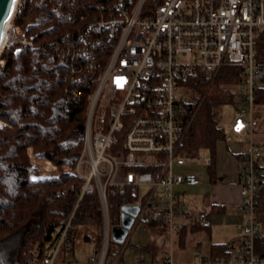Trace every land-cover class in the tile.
Here are the masks:
<instances>
[{
  "label": "built area",
  "instance_id": "1",
  "mask_svg": "<svg viewBox=\"0 0 264 264\" xmlns=\"http://www.w3.org/2000/svg\"><path fill=\"white\" fill-rule=\"evenodd\" d=\"M13 19L7 46L16 41L33 45ZM89 30L106 33L109 42L99 56L107 49L109 54L100 61L87 37L84 46L67 51L69 77L79 81L86 71L97 74L96 89L89 97L85 144L74 168L83 180L75 211L86 196L99 195L102 240L86 243L90 246L86 260L76 256L60 261L63 247L70 240L79 241L71 234L74 212L51 252L43 258L35 253L25 264H122L139 226L165 225L171 237L187 226H211V209H182L185 199L178 188L197 186L201 178L181 170L190 159L182 154L188 126L181 118V99H186L188 79L203 71L213 87L226 63L243 69L241 107L232 130L246 140L239 152V208L246 224L240 227L243 242L231 256L200 257L198 264H264V256L254 247L263 233L257 205L264 179V145L255 140V132L264 118V105L258 103L264 64L258 61L256 44L264 31V0H121L107 19L92 21ZM206 162L209 165L211 159ZM113 190L126 195L125 207L137 209L124 243L113 239ZM137 264H144L143 256ZM162 264L177 263L168 254Z\"/></svg>",
  "mask_w": 264,
  "mask_h": 264
},
{
  "label": "trees",
  "instance_id": "2",
  "mask_svg": "<svg viewBox=\"0 0 264 264\" xmlns=\"http://www.w3.org/2000/svg\"><path fill=\"white\" fill-rule=\"evenodd\" d=\"M121 0H21L13 22L33 45L16 41L6 46L0 63V264H25L35 257L48 255L73 213L71 234L78 240H102L103 213L99 195L86 196L75 211L83 180L63 171L76 168L85 144L89 97L96 89V72L86 71L81 79L68 76L67 51L92 42L97 58L104 62L109 54L99 56L109 42L104 32L90 31L96 18L107 19ZM128 2V0H122ZM136 0H131L134 2ZM154 0H152V3ZM130 4V3H128ZM257 57L264 64V31L257 38ZM243 82V69L226 63L211 87L201 71L185 82L193 101L182 98L181 118L188 126L184 141L187 158L210 153L209 173L216 183L217 149L228 140L222 125L223 108L236 103L232 86ZM81 93L75 96L74 92ZM258 103L264 105V87L258 91ZM32 154L49 161L60 174L35 179L40 170ZM111 220L123 222L126 195L113 190ZM264 216V179L258 197L257 218ZM150 229L166 228L158 223ZM207 229L210 226L194 225ZM187 233H179L181 245ZM68 244H72L69 247ZM63 247L65 260L76 250V241ZM129 247L132 242H129ZM255 252L264 256V231L255 240ZM148 249V247H144ZM234 242L216 244L206 258H228L235 251ZM63 250V251H64ZM62 252V251H61ZM68 256V257H67Z\"/></svg>",
  "mask_w": 264,
  "mask_h": 264
},
{
  "label": "crops",
  "instance_id": "3",
  "mask_svg": "<svg viewBox=\"0 0 264 264\" xmlns=\"http://www.w3.org/2000/svg\"><path fill=\"white\" fill-rule=\"evenodd\" d=\"M232 128L233 124L229 131L230 136L232 137L231 141L229 142L227 140L226 142H221L225 143L228 149L227 165L224 167L223 173L220 175L216 183H213L210 177L212 187L205 192L201 199H197L194 202L185 200L182 205V209L185 211L192 208L201 210L208 208L211 209L210 228H197L192 230L193 226H187L184 244L181 245V237L179 233H175L173 237H171L168 229L160 228L164 229L165 233H158L157 235L160 236H158L159 238L163 237L164 239H162L160 244H156L154 239L155 236H152V239L150 238V235L153 234L151 233L153 229H150L147 225L139 226L135 232L140 231L141 233H147L150 237L146 240L140 239L139 241H136L135 244H132V246L127 249L123 259L124 264H137L141 256H143L144 264H162L168 254H172V257L177 264H198L200 257H209L211 255L212 248L216 244L234 242L235 247H237L243 242V233L240 225H242L243 219L246 217L239 208L240 203L242 202L239 152L245 146L246 140L242 136L234 133ZM256 134L257 131L255 132V140L257 141ZM258 143L262 144L261 142ZM181 170L196 173L195 171L188 169L187 166ZM201 183L197 186H181L178 188V191L181 192L186 199L185 195L189 188L200 187ZM216 213L224 215V219L222 222L221 233H219V236L215 237L213 235L212 217ZM204 235L208 238L209 243L207 247L204 246ZM166 236H168V238ZM145 246L148 247V249H145Z\"/></svg>",
  "mask_w": 264,
  "mask_h": 264
},
{
  "label": "rangeland",
  "instance_id": "4",
  "mask_svg": "<svg viewBox=\"0 0 264 264\" xmlns=\"http://www.w3.org/2000/svg\"><path fill=\"white\" fill-rule=\"evenodd\" d=\"M20 36V34H18ZM10 43V42H8ZM4 48L2 49V51L0 52V63L1 62V55L3 52ZM233 91H235L238 95V99L236 100V103L234 104H228L223 108V117H222V125L224 126V128L227 130V132L229 133V138L228 141L230 142L232 137L230 136V128L233 124V121L236 117V113H237V109L241 107L240 104V90H241V85L237 84L231 87ZM188 91V93H186ZM186 92H184L183 96L187 99V100H192L193 101V97H192V93L191 91L187 90ZM257 130V134H256V139L258 142H261L264 145V118L263 116L260 118L259 121V125L256 128ZM184 148H182V152L184 153ZM227 145H225V143H221L218 146L217 149V175L218 178L220 177V175L223 173L224 171V167H226V163H227ZM31 153V157L32 160L34 162V164L36 165V167L40 170V175L38 177H36L35 179H48L51 178L53 176H58L60 174L59 169H57L55 166H53L49 161L45 160V159H39L36 158L33 154L32 151ZM211 159L210 158V153L208 151H203L199 156L188 159V164L187 167L188 169H191L193 171H195L201 178V186L200 187H196V188H189L186 196V201L189 202H194L197 199H201L202 196L205 194V192H207L211 187V181H210V173H209V169H208V163L206 162V160ZM63 171L66 173H70L71 175H75L74 173V168L66 165L63 167ZM219 183V182H218ZM244 215V214H243ZM224 215L216 213L213 217H212V227H213V235L219 236V233H221L222 230V222H223V217ZM245 216V215H244ZM245 220V221H244ZM246 222V218L243 219V223L241 226H243ZM260 223L262 226V229L264 231V216L261 217L260 219ZM153 233L152 235H148L147 233H141L140 231H137L133 234L132 236V244H135L136 241H139L140 239L142 240H146L148 237H150L152 239V236H155V241L156 244H160L162 242V238H159L160 236L157 235L158 233H165L164 229H153V231L151 232ZM157 235V236H156ZM159 236V237H158ZM168 238V236H166ZM203 240H204V246L207 247L208 245V238L206 235L203 236ZM79 241H77L76 243V250L73 253H68V256H71L72 254H76V256L78 258H81L82 260H86L89 252H90V246L86 243H88L89 241H85L84 240V234H80ZM158 240V241H157ZM62 249V252L60 254L59 260L60 261H65V255H66V251ZM201 251V250H200ZM67 256V257H68ZM122 264H124L122 262Z\"/></svg>",
  "mask_w": 264,
  "mask_h": 264
},
{
  "label": "water",
  "instance_id": "5",
  "mask_svg": "<svg viewBox=\"0 0 264 264\" xmlns=\"http://www.w3.org/2000/svg\"><path fill=\"white\" fill-rule=\"evenodd\" d=\"M19 0H0V52L5 38V32L8 24L12 21ZM137 209L132 207H124L123 222L113 228V239L118 243H124L130 235V231L134 226V217Z\"/></svg>",
  "mask_w": 264,
  "mask_h": 264
},
{
  "label": "bare ground",
  "instance_id": "6",
  "mask_svg": "<svg viewBox=\"0 0 264 264\" xmlns=\"http://www.w3.org/2000/svg\"><path fill=\"white\" fill-rule=\"evenodd\" d=\"M9 24H8L7 29H6V32H5V38H4L2 47H1V51H2L3 48H5L8 45V42L11 39V35L8 32V30H9Z\"/></svg>",
  "mask_w": 264,
  "mask_h": 264
},
{
  "label": "snow or ice",
  "instance_id": "7",
  "mask_svg": "<svg viewBox=\"0 0 264 264\" xmlns=\"http://www.w3.org/2000/svg\"><path fill=\"white\" fill-rule=\"evenodd\" d=\"M12 3L14 4L15 3V0H12Z\"/></svg>",
  "mask_w": 264,
  "mask_h": 264
}]
</instances>
